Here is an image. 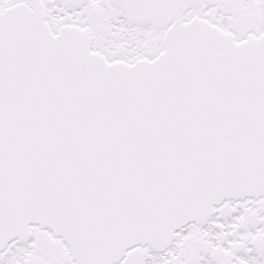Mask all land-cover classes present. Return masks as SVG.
<instances>
[{"label":"snow or ice","instance_id":"obj_1","mask_svg":"<svg viewBox=\"0 0 264 264\" xmlns=\"http://www.w3.org/2000/svg\"><path fill=\"white\" fill-rule=\"evenodd\" d=\"M0 264H264V0H0Z\"/></svg>","mask_w":264,"mask_h":264}]
</instances>
